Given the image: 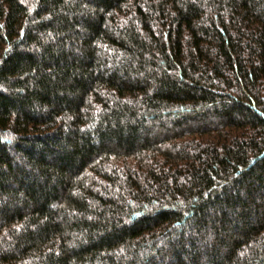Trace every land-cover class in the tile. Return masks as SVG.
<instances>
[{
    "label": "trees",
    "instance_id": "obj_1",
    "mask_svg": "<svg viewBox=\"0 0 264 264\" xmlns=\"http://www.w3.org/2000/svg\"><path fill=\"white\" fill-rule=\"evenodd\" d=\"M0 264H264V0H0Z\"/></svg>",
    "mask_w": 264,
    "mask_h": 264
}]
</instances>
